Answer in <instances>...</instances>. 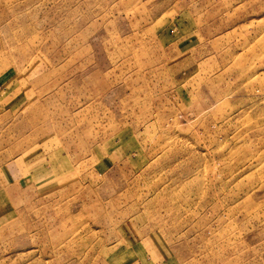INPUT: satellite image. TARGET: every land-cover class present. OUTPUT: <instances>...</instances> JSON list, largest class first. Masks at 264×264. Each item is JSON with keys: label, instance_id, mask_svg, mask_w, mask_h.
Listing matches in <instances>:
<instances>
[{"label": "rangeland", "instance_id": "rangeland-1", "mask_svg": "<svg viewBox=\"0 0 264 264\" xmlns=\"http://www.w3.org/2000/svg\"><path fill=\"white\" fill-rule=\"evenodd\" d=\"M0 264H264V0H0Z\"/></svg>", "mask_w": 264, "mask_h": 264}]
</instances>
